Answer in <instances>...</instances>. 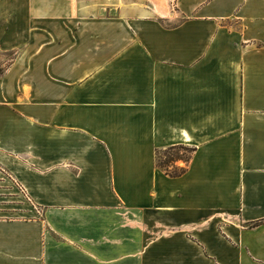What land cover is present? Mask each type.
<instances>
[{
	"label": "crops",
	"instance_id": "1",
	"mask_svg": "<svg viewBox=\"0 0 264 264\" xmlns=\"http://www.w3.org/2000/svg\"><path fill=\"white\" fill-rule=\"evenodd\" d=\"M0 52V186L34 207L1 189L0 264H264V0H0Z\"/></svg>",
	"mask_w": 264,
	"mask_h": 264
},
{
	"label": "rangeland",
	"instance_id": "2",
	"mask_svg": "<svg viewBox=\"0 0 264 264\" xmlns=\"http://www.w3.org/2000/svg\"><path fill=\"white\" fill-rule=\"evenodd\" d=\"M173 3H170V6H172ZM173 8V7H172ZM16 58V53H2L0 52V59H3L5 62V66H9V64H11V62ZM5 69L0 65V70ZM183 155L185 157L189 156L188 152H184L183 150L181 151H176V152H172L171 155H167L168 157H172L173 155ZM166 156H162V161H166ZM173 165L170 164L169 168H171V170ZM6 183V182H5ZM4 188V201H8L5 202V208H4V212L9 214L10 218H18V217H24L26 216L24 213H27L28 211H33L34 207L32 205L29 204L28 200L25 199L21 192L14 186V184L12 182H7L3 187L0 186V192L1 189ZM1 201V200H0ZM0 206H1V202H0ZM8 206V207H7ZM1 211V208H0Z\"/></svg>",
	"mask_w": 264,
	"mask_h": 264
},
{
	"label": "trees",
	"instance_id": "3",
	"mask_svg": "<svg viewBox=\"0 0 264 264\" xmlns=\"http://www.w3.org/2000/svg\"><path fill=\"white\" fill-rule=\"evenodd\" d=\"M3 74V71L0 70V76ZM184 151V152H188L189 156L185 157L184 154L180 155H173L171 158L168 157L167 155H171L172 152H176V151ZM195 149L193 148H189L186 146H177V147H172L169 148L165 151H159L157 152V165L160 169H162L167 175L173 177V178H178L183 176L186 173V168H178L175 166V163L178 161H184L186 164H188L191 160L192 154L194 153ZM162 156H166V161H162ZM172 164L173 165V169L171 170V168H169V165Z\"/></svg>",
	"mask_w": 264,
	"mask_h": 264
}]
</instances>
